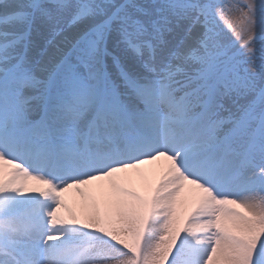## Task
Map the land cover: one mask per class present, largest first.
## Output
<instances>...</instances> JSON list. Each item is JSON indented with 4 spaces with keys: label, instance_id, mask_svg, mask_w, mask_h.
Returning <instances> with one entry per match:
<instances>
[{
    "label": "snow or ice",
    "instance_id": "1",
    "mask_svg": "<svg viewBox=\"0 0 264 264\" xmlns=\"http://www.w3.org/2000/svg\"><path fill=\"white\" fill-rule=\"evenodd\" d=\"M0 264H264V0H0Z\"/></svg>",
    "mask_w": 264,
    "mask_h": 264
},
{
    "label": "bare ground",
    "instance_id": "2",
    "mask_svg": "<svg viewBox=\"0 0 264 264\" xmlns=\"http://www.w3.org/2000/svg\"><path fill=\"white\" fill-rule=\"evenodd\" d=\"M145 167H147V166H145ZM69 195H70V197H72V198H77L75 193H70ZM69 202L71 203V200H70Z\"/></svg>",
    "mask_w": 264,
    "mask_h": 264
}]
</instances>
